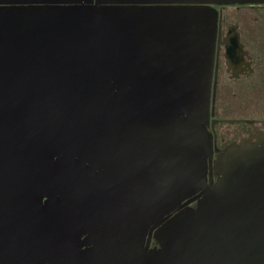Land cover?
Masks as SVG:
<instances>
[{
  "label": "water",
  "instance_id": "obj_1",
  "mask_svg": "<svg viewBox=\"0 0 264 264\" xmlns=\"http://www.w3.org/2000/svg\"><path fill=\"white\" fill-rule=\"evenodd\" d=\"M226 6L264 0H0V264H264V131L209 130Z\"/></svg>",
  "mask_w": 264,
  "mask_h": 264
},
{
  "label": "rangeland",
  "instance_id": "obj_2",
  "mask_svg": "<svg viewBox=\"0 0 264 264\" xmlns=\"http://www.w3.org/2000/svg\"><path fill=\"white\" fill-rule=\"evenodd\" d=\"M224 29L236 27L242 35V43L250 55L258 57L255 74L234 79L232 71H226L225 60L217 89V113L226 119L216 127L224 145L247 138L248 129L264 131V6H226ZM253 93L251 97L248 95ZM254 112V113H253ZM254 120L252 128L234 120ZM230 145V144H229Z\"/></svg>",
  "mask_w": 264,
  "mask_h": 264
},
{
  "label": "flooded vegetation",
  "instance_id": "obj_3",
  "mask_svg": "<svg viewBox=\"0 0 264 264\" xmlns=\"http://www.w3.org/2000/svg\"><path fill=\"white\" fill-rule=\"evenodd\" d=\"M218 9L221 10L219 7ZM224 9L222 8V19L220 21L221 27H222V36H221V45L218 49L219 53V59H218V69H217V87L219 84V79L221 77L223 66L222 62L225 60V64L227 67L226 71H232L234 79H240L242 77H249L255 74L256 69L254 68V64L256 63L258 57L255 55H250L248 51L245 50V45L242 43V35L238 32L237 28H225L226 25V17L224 15ZM234 36H238L240 46H233V44H230V39H233ZM227 43V44H226ZM218 89V88H217ZM218 113H217V101H216V111L215 115L212 116V121H215L214 126H210L209 130L216 136L217 138V148L218 152L222 151L224 148H226L229 144L224 145V139H220V135L217 132L216 127L219 126L221 123L227 122L225 119H219ZM242 123L243 125H246L247 128H252V125L255 124L254 120H242L237 119L234 120V122ZM247 132H250V134L247 136V138H244L245 140L250 139V137L256 135L258 132H262L259 130H256L254 132V129H248ZM243 140V139H242ZM241 141V140H240ZM239 141V142H240ZM236 141H233L234 143ZM218 153L216 152V155Z\"/></svg>",
  "mask_w": 264,
  "mask_h": 264
},
{
  "label": "trees",
  "instance_id": "obj_4",
  "mask_svg": "<svg viewBox=\"0 0 264 264\" xmlns=\"http://www.w3.org/2000/svg\"><path fill=\"white\" fill-rule=\"evenodd\" d=\"M251 94L253 95V93L250 92V94H249L248 96L251 97V96H252ZM250 95H251V96H250ZM253 113H254V112H253Z\"/></svg>",
  "mask_w": 264,
  "mask_h": 264
}]
</instances>
